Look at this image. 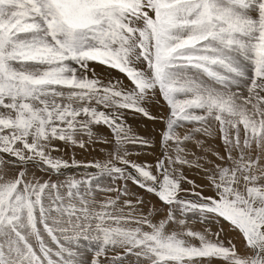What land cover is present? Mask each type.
<instances>
[{
	"label": "snow or ice",
	"instance_id": "obj_1",
	"mask_svg": "<svg viewBox=\"0 0 264 264\" xmlns=\"http://www.w3.org/2000/svg\"><path fill=\"white\" fill-rule=\"evenodd\" d=\"M0 264H264V0H0Z\"/></svg>",
	"mask_w": 264,
	"mask_h": 264
},
{
	"label": "rangeland",
	"instance_id": "obj_2",
	"mask_svg": "<svg viewBox=\"0 0 264 264\" xmlns=\"http://www.w3.org/2000/svg\"><path fill=\"white\" fill-rule=\"evenodd\" d=\"M134 127H138V128L143 132V131H148V130H150V128H151V124L149 123L148 127L145 128V126H144V124H143L142 122H140V123H135V122H134Z\"/></svg>",
	"mask_w": 264,
	"mask_h": 264
}]
</instances>
